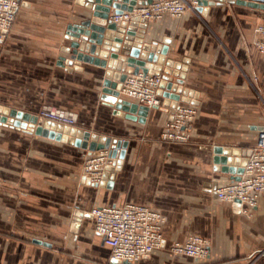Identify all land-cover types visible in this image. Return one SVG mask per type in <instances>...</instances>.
<instances>
[{"label": "crops", "instance_id": "1", "mask_svg": "<svg viewBox=\"0 0 264 264\" xmlns=\"http://www.w3.org/2000/svg\"><path fill=\"white\" fill-rule=\"evenodd\" d=\"M90 12L76 0H24L7 38L0 40V104L36 114L44 101L63 96L66 87L79 95L92 86L95 91L94 72L103 71V84L107 69L82 63L81 69L68 71L59 64L70 43L68 26L90 18ZM260 24L264 10L228 1L149 23L144 41L157 42L160 50L168 46L166 62H172L173 73L185 76V100L198 102L190 140H161L170 108H151L141 123L115 114L101 100L102 92L100 100L80 97L83 128L129 140L120 170L102 186L83 181L87 150L0 124V264H111L110 248L92 218L83 219L92 221V234L82 224V233L71 240L98 263L48 250L53 234L66 239L70 223L64 209L50 208L49 193H65L70 186L76 206L85 212L137 203L163 214L164 248L132 264H264V193L250 215L214 193L232 180L214 169L216 147L245 159L234 151L249 150L264 130V53L255 44ZM194 235L210 240L207 258L169 250Z\"/></svg>", "mask_w": 264, "mask_h": 264}, {"label": "water", "instance_id": "2", "mask_svg": "<svg viewBox=\"0 0 264 264\" xmlns=\"http://www.w3.org/2000/svg\"><path fill=\"white\" fill-rule=\"evenodd\" d=\"M153 0H79L88 10L90 18L82 20L79 24H71L67 28L66 39L70 43L64 48V56L60 57L59 64L66 67L68 71L78 68L82 63L92 64L104 69L105 78L101 99L105 104L114 108V113L125 116L129 119L137 120L141 123L146 121L149 108L139 105L125 98L121 94V89L126 77L129 74L150 73L163 77L159 94L163 96L164 109L170 110L172 116L173 109L182 102L197 103V100H185L187 94L183 89L184 74L172 72V62H166L168 46L159 48L157 42L148 44L144 41L149 24L133 17L130 20L114 22L112 16L124 12H132L138 5L151 3ZM199 12H204L208 3L228 1L247 5L257 9L264 10V0H197ZM166 65L165 68L163 65ZM76 67V68H74ZM172 74L180 78H172ZM11 124L17 128H22L37 135L48 137L50 139L69 142L87 150L91 155L95 151L109 149L110 156L115 159L113 166H108L104 174V179L99 184L104 185L106 179L113 180L116 171L120 170L126 151L129 146L128 139L112 138L110 136L99 135L90 130L58 124L50 120L43 124L39 123L38 115L31 114L16 109L0 108V124ZM263 131V130H262ZM216 165L215 171L231 174L232 180H240L251 152L245 150H235L234 155H246L245 159H235L230 157L228 150L222 147H216ZM112 182H109L111 187ZM217 187V186H216ZM215 187V188H216ZM216 195V193H215ZM239 200L236 207L240 211ZM83 218H92L90 212L77 210L75 212V221L73 229L75 232L81 226ZM36 244L51 246L47 242L40 240L33 241ZM111 264H128L120 260L112 259Z\"/></svg>", "mask_w": 264, "mask_h": 264}, {"label": "built area", "instance_id": "3", "mask_svg": "<svg viewBox=\"0 0 264 264\" xmlns=\"http://www.w3.org/2000/svg\"><path fill=\"white\" fill-rule=\"evenodd\" d=\"M24 0H0V40L4 41L16 20ZM197 0H153L149 4L136 6L132 12L112 16L114 22L139 17L146 23L162 19L166 15L181 17L187 11H197ZM257 48L264 53V24L256 28ZM163 77L161 74H129L122 86L121 94L139 105L151 108L163 106V96L159 94ZM197 114V103H179L168 120L161 140L183 143L190 140L192 123ZM39 123L50 120L67 126H75L77 116L57 108H44L38 114ZM109 149H102L88 155L83 169V181L99 184L104 179L108 166L115 164ZM240 180L214 188L218 199L234 204L239 200L240 211L250 215L264 193V130L259 133L256 144L251 147L247 163L243 167ZM95 222V231L110 248L111 260L128 264L135 263L154 251L164 248L163 234L165 218L163 214L148 205L127 203L123 206H96L90 211ZM175 255L193 258H207L210 241L201 236H190L186 241H177L169 246Z\"/></svg>", "mask_w": 264, "mask_h": 264}, {"label": "rangeland", "instance_id": "4", "mask_svg": "<svg viewBox=\"0 0 264 264\" xmlns=\"http://www.w3.org/2000/svg\"><path fill=\"white\" fill-rule=\"evenodd\" d=\"M78 2L79 5H82L81 3H79V0H76ZM82 14L80 17L84 18V11L81 10L80 11ZM86 12V11H85ZM79 17V18H80ZM84 71V70H82ZM93 77L96 78L98 80V83L96 84V89L94 91V88L92 86L91 90H83L84 92L81 93V95H79L77 93L76 90H72L71 87H69V89L66 87L65 92L63 94V96H60L58 98H54V97H50L48 100L44 101L41 106L40 109L38 110V112L36 113V115L40 114V112L44 109V108H57V109H61L64 111H68L70 113H73L77 116V123L75 124L74 127L77 128H81V129H85L82 126H84L83 123V116L82 114L78 111V106H80V100L82 98V96H86L85 100H100L99 94L100 92H102V78H103V71L99 70L98 72H94L92 73ZM84 89V88H83ZM73 94L76 96V94H78L76 97L73 98ZM81 97V98H80ZM54 98V99H51ZM102 100V99H101ZM198 105V104H197ZM0 108L4 109V108H8L11 109L7 106H4L2 104H0ZM42 123H44V121H42ZM167 124V123H166ZM7 125H11V124H7ZM13 126V125H12ZM86 130V129H85ZM93 133H97L99 135L102 136V134H100L99 132H93ZM66 144H70L69 142H64ZM88 159V155H86L83 164V169H84V165L86 160ZM82 161V160H81ZM74 186H70L69 189H67V191L65 193H53L50 192L49 193V204H50V208L52 207H56L58 209H64V211L66 212V214L70 217L69 220V228L67 229L66 232V239L64 238V241L60 238H58L57 235H54L53 238V247L48 249L51 252L57 254L60 257H67V258H72L74 260H80L81 262L85 261V262H99V260H91L88 258V256L86 255V250L82 249L80 247V245L78 244V242H74L71 240V238H75L76 239V234H80V232L82 233V230H86L87 233H91L93 231V225H92V221L91 220H81V225L80 228L82 227L83 229L80 230V228L78 229L77 232H75V230L73 229V223L75 221V212L77 210H83L82 208L76 206V199H75V189L73 188ZM56 192V191H55ZM74 197V198H73ZM64 198V200H63ZM84 211V210H83ZM68 219V218H67ZM83 233H85V231H83ZM86 234V233H85ZM75 236V237H74ZM51 237V235H50ZM208 240V239H207ZM210 241V240H208ZM45 249V248H44ZM47 250V248H46Z\"/></svg>", "mask_w": 264, "mask_h": 264}]
</instances>
